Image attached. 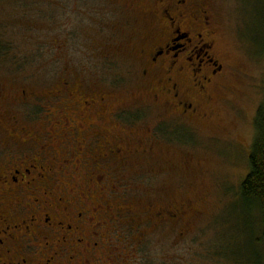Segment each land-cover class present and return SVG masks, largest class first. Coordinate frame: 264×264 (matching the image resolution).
<instances>
[{"label":"rangeland","instance_id":"rangeland-1","mask_svg":"<svg viewBox=\"0 0 264 264\" xmlns=\"http://www.w3.org/2000/svg\"><path fill=\"white\" fill-rule=\"evenodd\" d=\"M204 9L223 67L220 89L210 90L207 113L202 108L206 117L178 120L162 98L151 115L150 109L136 112L148 102L153 84L152 78L143 79L139 56L149 36L158 39L160 23L151 8L149 20L143 7L0 0V152L13 148L11 118L32 129L55 107L68 113L66 104L43 95L64 83L106 98L108 128L117 120L119 130L132 131L122 155L137 147L134 136L138 145L150 146V153L128 155L129 163L122 162L124 177L114 169L105 174L107 193L122 200L134 222L123 219V226L116 223L113 229L122 264H264L253 210L237 196L264 97V0H210ZM22 90L35 98L17 105ZM162 127L168 130L164 135ZM145 134L150 142L143 140ZM4 162L0 156V167ZM150 203L183 207L185 213L162 224Z\"/></svg>","mask_w":264,"mask_h":264},{"label":"flooded vegetation","instance_id":"flooded-vegetation-1","mask_svg":"<svg viewBox=\"0 0 264 264\" xmlns=\"http://www.w3.org/2000/svg\"><path fill=\"white\" fill-rule=\"evenodd\" d=\"M79 1L123 5L133 11L143 7L149 20L150 8L153 20L157 13L158 39L149 36L139 50L143 79H153L151 96L136 112L150 109L151 115L162 98L178 120L206 117L202 108L206 112L210 90L220 89L217 83L223 74L216 60V32L204 9L210 0ZM29 94L20 91L17 105L35 98ZM43 95L47 101L66 104L68 113L55 107L32 129L10 119L13 148L0 152L5 160L0 167V264H122L113 229L116 223L122 227L123 219L127 225L134 222L122 200L107 193L105 174L114 169L123 176L119 172L122 162L129 163L128 155L148 154L150 146L138 145L134 136L137 147L122 155L132 131L126 135L119 130L117 120L113 129L108 128L106 98L96 91L89 94L80 85L64 83ZM2 115L9 117V111ZM167 131L159 129L163 135ZM142 137L150 142L149 134ZM150 204L151 210L158 208L153 216L162 224L179 221L185 213L183 207Z\"/></svg>","mask_w":264,"mask_h":264},{"label":"trees","instance_id":"trees-1","mask_svg":"<svg viewBox=\"0 0 264 264\" xmlns=\"http://www.w3.org/2000/svg\"><path fill=\"white\" fill-rule=\"evenodd\" d=\"M253 128L254 141L248 156V173L238 188L237 196L244 207L253 210L252 222L260 232V240L264 241V97L256 111Z\"/></svg>","mask_w":264,"mask_h":264}]
</instances>
